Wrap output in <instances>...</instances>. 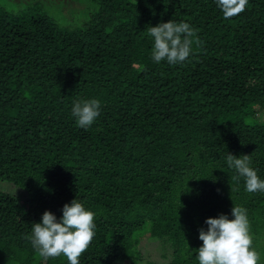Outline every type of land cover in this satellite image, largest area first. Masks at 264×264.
Returning <instances> with one entry per match:
<instances>
[{"label": "trees", "instance_id": "16d2710c", "mask_svg": "<svg viewBox=\"0 0 264 264\" xmlns=\"http://www.w3.org/2000/svg\"><path fill=\"white\" fill-rule=\"evenodd\" d=\"M90 2L76 28L0 9V185L26 197L0 188V264H68L39 255L31 223L74 197L95 213L80 264H158L142 237L166 264H198V229L233 205L264 264V191L225 159L247 154L264 178V0L229 17L216 0ZM169 19L193 29L180 63L152 59L148 29ZM89 98L101 110L83 128L71 108Z\"/></svg>", "mask_w": 264, "mask_h": 264}, {"label": "clouds", "instance_id": "9594fccd", "mask_svg": "<svg viewBox=\"0 0 264 264\" xmlns=\"http://www.w3.org/2000/svg\"><path fill=\"white\" fill-rule=\"evenodd\" d=\"M248 0H216V6L225 17L242 12ZM152 39V59L169 64L183 62L192 49L190 40L193 31L186 21L169 19L150 25ZM101 102L97 98L76 100L71 114L78 126L87 128L99 116ZM226 163L244 178L248 192L264 191V178L251 166L247 154H227ZM229 214L220 213L205 218L207 226L198 229V239L202 243L195 248L198 264H258L259 253L252 247L247 209L233 205ZM62 215L45 209L38 222L31 223V242L43 258L56 257L61 253L68 264H80V254L87 248L95 232V213L74 197L61 208Z\"/></svg>", "mask_w": 264, "mask_h": 264}, {"label": "rangeland", "instance_id": "374dc122", "mask_svg": "<svg viewBox=\"0 0 264 264\" xmlns=\"http://www.w3.org/2000/svg\"><path fill=\"white\" fill-rule=\"evenodd\" d=\"M0 9L19 14L38 12L49 15L57 24L62 27L76 28L87 22L89 15L94 10L90 0H0ZM259 118V117H258ZM0 188L12 194H16L25 203L26 197L21 191H17L10 184H1ZM138 250L142 262L166 264L168 259L163 257L160 243L142 237L139 241Z\"/></svg>", "mask_w": 264, "mask_h": 264}]
</instances>
